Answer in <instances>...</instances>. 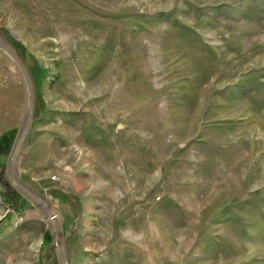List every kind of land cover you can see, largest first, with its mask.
I'll list each match as a JSON object with an SVG mask.
<instances>
[{
    "label": "rangeland",
    "instance_id": "1",
    "mask_svg": "<svg viewBox=\"0 0 264 264\" xmlns=\"http://www.w3.org/2000/svg\"><path fill=\"white\" fill-rule=\"evenodd\" d=\"M0 264H264V0H0Z\"/></svg>",
    "mask_w": 264,
    "mask_h": 264
},
{
    "label": "trees",
    "instance_id": "2",
    "mask_svg": "<svg viewBox=\"0 0 264 264\" xmlns=\"http://www.w3.org/2000/svg\"><path fill=\"white\" fill-rule=\"evenodd\" d=\"M16 205H18V203H17ZM16 207H17V206H16Z\"/></svg>",
    "mask_w": 264,
    "mask_h": 264
}]
</instances>
